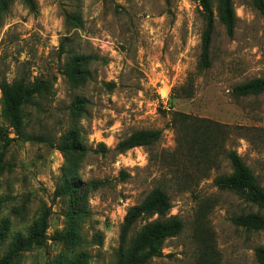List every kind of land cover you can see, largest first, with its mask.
<instances>
[{
  "label": "rangeland",
  "instance_id": "374dc122",
  "mask_svg": "<svg viewBox=\"0 0 264 264\" xmlns=\"http://www.w3.org/2000/svg\"><path fill=\"white\" fill-rule=\"evenodd\" d=\"M33 1L34 12L21 0L0 4V82L43 84L21 107V134L3 116L0 94V224L9 223L0 258L16 234L28 238L36 231L41 237L13 264H116L127 209L160 187L170 215L184 227L146 264H195L204 239L218 264H257L254 250L264 247V233L237 228L230 219L258 210L213 183L231 173L226 155L234 150L264 188V93L233 94L235 86L264 78V14L253 1L232 0L229 37L212 0L214 32L204 71L197 66L204 27L199 0ZM72 13L81 18L79 28L65 24ZM75 54L93 59L83 80L72 82L65 71ZM77 100L82 105L75 112ZM174 113L223 126L213 169L195 166L185 148L173 163ZM70 129L84 151L65 159L57 147ZM136 130H158L161 138L118 153L119 141ZM70 168L97 188H82L80 200L56 197Z\"/></svg>",
  "mask_w": 264,
  "mask_h": 264
},
{
  "label": "trees",
  "instance_id": "16d2710c",
  "mask_svg": "<svg viewBox=\"0 0 264 264\" xmlns=\"http://www.w3.org/2000/svg\"><path fill=\"white\" fill-rule=\"evenodd\" d=\"M30 12L35 11L33 0H21ZM217 6V17L219 22L225 27L229 37L233 34L235 25V14L232 0H214ZM254 6L264 14V0H252ZM168 3L169 0H166ZM201 16L204 27L201 34V52L198 60V69L207 70L210 67V45L214 32V14L212 0H199ZM4 0H0L3 4ZM67 26L79 28L81 18L78 14L72 13L64 16ZM68 39L64 38L60 43L63 51ZM93 58L83 54H75L69 58L66 66V75L72 82L83 80L86 69ZM43 84L27 85L23 80L15 81L11 84L0 82V94L2 103V114L15 128L17 134H21L20 111L21 107L31 102L35 94L42 91ZM264 93V78L253 79L239 84L233 88L236 97L255 96ZM82 101L77 100L74 111L78 112ZM176 137V149L171 154L173 163L177 165L178 158L184 150L195 166L203 167V170L213 169L215 157L213 152L217 146L219 133L223 126L207 119H199L180 113H174L172 118ZM180 133L185 134L184 139L189 140L186 146L180 142ZM186 135H189L188 138ZM161 138L158 130H136L129 136L119 141L116 146L118 153H125L135 148H149L156 145ZM26 140H34L26 137ZM37 140V138H35ZM41 140V139H39ZM57 150L62 153L65 159L70 156L79 157L83 154L84 148L79 133L75 129H70L62 137ZM231 173L217 176L213 183L216 188L237 196L243 203L255 207L258 212L246 213L233 216L230 222L237 228L250 233H264V217L259 212L264 211V188L261 187L253 172L245 165L242 158L234 150H230L226 155ZM207 177V175H205ZM204 177V178H205ZM96 189L98 185L81 183L73 169H66L63 176V184L56 189V197L70 196L78 199L85 196L82 188ZM1 202V201H0ZM171 202L167 193L160 187L152 189L145 198L134 206L127 209L120 227L119 247L115 253L116 264H146L151 259L160 257L164 243L168 239L177 237L183 230V222L177 216L170 215ZM143 222L141 228L132 235L137 223ZM8 221L3 219L0 224V239L7 230ZM132 235V237H130ZM41 237L36 231L28 238H23L19 234L13 237L6 254L0 258V264H13L16 256L30 248ZM257 264H264V247H257L254 250ZM214 247L208 240L200 243L195 264H218L219 260Z\"/></svg>",
  "mask_w": 264,
  "mask_h": 264
}]
</instances>
